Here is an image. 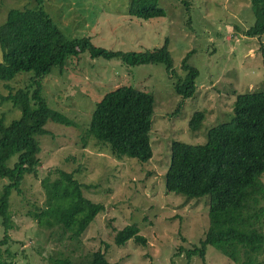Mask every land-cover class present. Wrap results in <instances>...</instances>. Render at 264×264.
<instances>
[{"label": "rangeland", "instance_id": "rangeland-1", "mask_svg": "<svg viewBox=\"0 0 264 264\" xmlns=\"http://www.w3.org/2000/svg\"><path fill=\"white\" fill-rule=\"evenodd\" d=\"M157 1L165 13L150 19L127 12L130 0L42 1L67 38L87 36L96 46L123 52L167 43L173 71L167 72L163 63L130 65L120 57L91 58L85 51L68 58L63 67H54L43 79L42 96L48 106L73 125L46 124L48 134L37 137L40 176L26 174L20 193L10 196L14 222L9 249L15 264H58L57 259L86 264L97 249L104 251L108 264H236L210 245L205 246L203 260L197 255L186 258V251L198 244L207 227L208 196L167 192L164 175L173 142L204 144L209 129L232 121L239 96L264 92V34L245 35L258 19L251 0ZM38 7L37 0H0V24L11 8ZM184 59L197 70L193 95L186 99L174 89L186 75ZM33 75L22 71L7 83L14 90L25 88ZM3 84L0 80V122L8 125L20 117V111L1 100L9 92ZM121 85L146 92L154 101L149 132L152 157L145 163L116 159L107 147L86 136L97 103ZM195 112L201 120L192 129ZM15 161L13 156L6 164ZM55 169L72 172L83 185V195L104 205L79 240H69L58 227L40 228L27 215L44 205L41 180ZM260 179L264 185V173ZM6 183L0 177V188ZM262 193L263 189L257 208H264ZM132 223L146 243L129 239L116 245V231ZM258 228L264 233V215Z\"/></svg>", "mask_w": 264, "mask_h": 264}, {"label": "trees", "instance_id": "trees-1", "mask_svg": "<svg viewBox=\"0 0 264 264\" xmlns=\"http://www.w3.org/2000/svg\"><path fill=\"white\" fill-rule=\"evenodd\" d=\"M37 1V9H9L0 24V80L9 90L1 100L20 111V117L8 125L0 122V177L8 180L0 188V264H15L14 252L9 249V230L14 222L10 196L20 193L26 174L40 176L41 146L37 137L48 134L45 126L49 121L73 125L48 106L42 96L43 79L54 67H63L68 58L85 51L91 58L120 57L130 65L163 63L167 72L173 71L167 43L144 51L123 52L96 46L87 36L67 38L42 7L43 0ZM251 1L258 19L245 35L260 36L264 34V0ZM127 12L150 19L163 16L165 10L157 0H130ZM183 62L186 75L177 80L174 89L186 99L193 95L197 70L185 59ZM22 71H33L34 75L27 87L14 90L7 82ZM153 105L148 93L131 86H117L95 106L86 136L107 147L116 159L148 162L152 157L149 132ZM200 120L201 114L195 112L190 127L196 128ZM170 152L164 175L167 192L208 196L207 227L198 244L186 251V258L197 255L203 260L205 246L210 245L236 264H264V233L258 228L264 208H257L258 194L262 189L264 192L260 179L264 173V92L239 96L232 121L209 129L204 144L192 146L175 141ZM13 156L16 161L8 166L6 163ZM41 184L45 203L27 213L40 228L58 227L69 240H79L96 215L104 211L102 203L83 195V185L72 172L49 170ZM129 239L146 243L134 223L116 231L114 243L120 246ZM56 262L73 264L69 259ZM86 264L108 261L104 251L97 249L91 252Z\"/></svg>", "mask_w": 264, "mask_h": 264}]
</instances>
